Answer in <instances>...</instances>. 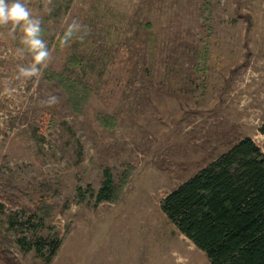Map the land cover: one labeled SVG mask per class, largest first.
Listing matches in <instances>:
<instances>
[{"label":"rangeland","instance_id":"rangeland-1","mask_svg":"<svg viewBox=\"0 0 264 264\" xmlns=\"http://www.w3.org/2000/svg\"><path fill=\"white\" fill-rule=\"evenodd\" d=\"M23 2L50 59L23 76L32 53L0 25V186L18 190L0 189L4 248L19 264H211L161 201L245 138L264 152V0ZM44 70L91 88L82 114ZM106 173L126 177L115 204L97 201ZM48 237L50 263L20 243Z\"/></svg>","mask_w":264,"mask_h":264},{"label":"trees","instance_id":"trees-1","mask_svg":"<svg viewBox=\"0 0 264 264\" xmlns=\"http://www.w3.org/2000/svg\"><path fill=\"white\" fill-rule=\"evenodd\" d=\"M208 7L205 5L206 10ZM202 53V59L206 60L207 53ZM75 62L78 63L74 59ZM44 77L63 90L75 113L82 114L92 95L89 86L53 70H44ZM97 120L103 127L117 125L115 117L105 114H98ZM259 133L264 135V121ZM105 175L97 201L115 204L127 185L126 177L114 183L108 173ZM0 189L18 191L8 184ZM43 207L39 205L36 213L41 220L45 218ZM161 208L180 233L206 254L211 264H264V152L253 139L239 141L167 194ZM20 243L26 250L36 249L40 257L48 250L46 263L56 257L62 245L54 237L40 239L36 244H25L24 239ZM0 257L9 264H19L1 242Z\"/></svg>","mask_w":264,"mask_h":264},{"label":"clouds","instance_id":"clouds-1","mask_svg":"<svg viewBox=\"0 0 264 264\" xmlns=\"http://www.w3.org/2000/svg\"><path fill=\"white\" fill-rule=\"evenodd\" d=\"M8 24L22 31L21 41L25 48L19 51L32 53V64L21 67L20 73L26 77H39L50 59L48 45L41 35V20L33 17L23 0H0V25ZM75 28L76 25L70 26L65 42Z\"/></svg>","mask_w":264,"mask_h":264}]
</instances>
